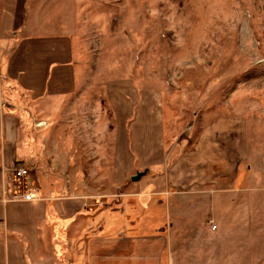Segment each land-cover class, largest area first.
<instances>
[{
	"label": "rangeland",
	"instance_id": "1",
	"mask_svg": "<svg viewBox=\"0 0 264 264\" xmlns=\"http://www.w3.org/2000/svg\"><path fill=\"white\" fill-rule=\"evenodd\" d=\"M44 6L55 7L51 21L68 22L44 30L71 36L80 88L70 99L30 105L37 165L24 177L62 195L108 203L133 196L129 180L115 179L112 142L135 111L154 119L145 129L159 152H170L169 180L156 167L147 195L169 200L165 264H264V0ZM177 198L188 202L180 213Z\"/></svg>",
	"mask_w": 264,
	"mask_h": 264
},
{
	"label": "crops",
	"instance_id": "2",
	"mask_svg": "<svg viewBox=\"0 0 264 264\" xmlns=\"http://www.w3.org/2000/svg\"><path fill=\"white\" fill-rule=\"evenodd\" d=\"M45 2L0 0V264H165L168 230L162 224L169 200L147 195L154 188L149 178L156 167L162 166L158 174L169 180L170 152H159L150 137L147 128L149 123L154 126L153 118L144 123L133 111L118 123L120 132L112 142L114 177L121 185L129 180L133 196L108 203L104 197L62 195L40 179L34 184L31 177L14 175V169L37 165L28 131L30 105L44 107L40 103L46 97L70 99L80 88L71 36L65 29L44 30V25L68 22L51 21L49 14L55 7L44 6ZM111 104L116 112V104ZM163 140L164 136L161 147ZM142 171L138 180H130ZM24 193L30 199H23ZM172 203L173 212L180 213L188 202L177 198ZM206 203L204 216L208 217L212 201ZM155 211L159 218H154Z\"/></svg>",
	"mask_w": 264,
	"mask_h": 264
},
{
	"label": "built area",
	"instance_id": "3",
	"mask_svg": "<svg viewBox=\"0 0 264 264\" xmlns=\"http://www.w3.org/2000/svg\"><path fill=\"white\" fill-rule=\"evenodd\" d=\"M29 172H27V169H24L23 167H19L17 169H14V175L17 178H22L26 175H28ZM24 199H30L29 195L26 194V196H24Z\"/></svg>",
	"mask_w": 264,
	"mask_h": 264
},
{
	"label": "water",
	"instance_id": "4",
	"mask_svg": "<svg viewBox=\"0 0 264 264\" xmlns=\"http://www.w3.org/2000/svg\"><path fill=\"white\" fill-rule=\"evenodd\" d=\"M143 173H144V171L137 172L136 175L132 176L130 180H133V181L138 180Z\"/></svg>",
	"mask_w": 264,
	"mask_h": 264
}]
</instances>
